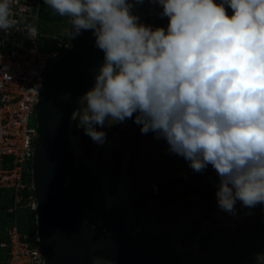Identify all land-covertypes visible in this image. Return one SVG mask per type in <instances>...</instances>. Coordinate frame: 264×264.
Instances as JSON below:
<instances>
[{"label":"clouds","instance_id":"9594fccd","mask_svg":"<svg viewBox=\"0 0 264 264\" xmlns=\"http://www.w3.org/2000/svg\"><path fill=\"white\" fill-rule=\"evenodd\" d=\"M152 2L167 27L141 23L130 0H43L68 19L71 37L91 31L103 52L72 120L102 145L98 127L134 118L194 172L211 165L221 210L264 204V0ZM15 23L9 0H0V30ZM27 32L38 35L35 26Z\"/></svg>","mask_w":264,"mask_h":264},{"label":"rangeland","instance_id":"374dc122","mask_svg":"<svg viewBox=\"0 0 264 264\" xmlns=\"http://www.w3.org/2000/svg\"><path fill=\"white\" fill-rule=\"evenodd\" d=\"M43 29L44 37L40 40L43 49L71 40L70 26L66 20ZM35 123L36 117L33 116L31 125ZM119 130L128 132L130 126L124 124ZM79 131L75 121L69 154L73 155L80 180L90 200V205L83 209V219L149 256L158 264H231L228 246L234 229L246 217L256 213L264 214V204L249 209L237 201L234 214L218 211L207 222L200 224L207 214L206 203L203 196L191 195L167 206H163V200L149 201L139 215V208L134 200L136 189L150 191L163 182L191 171L188 162L181 156L159 162L169 153L168 145L165 140L157 139L152 133L141 142L142 153L153 166L145 183L142 186L130 184L127 175L128 157L124 153L122 176L116 185L111 176L110 142L102 145L95 143L96 154L92 162H89L84 157ZM120 135L115 132V139L120 141ZM208 169L213 168L209 165ZM181 190L182 188H177L176 191ZM6 225H0L1 236L9 226Z\"/></svg>","mask_w":264,"mask_h":264},{"label":"water","instance_id":"95a60500","mask_svg":"<svg viewBox=\"0 0 264 264\" xmlns=\"http://www.w3.org/2000/svg\"><path fill=\"white\" fill-rule=\"evenodd\" d=\"M130 2L132 13L141 23L163 11L152 0ZM70 41L71 48L47 69L35 112L38 138L31 163V186L44 264H93L97 257L101 258L100 264H158L119 238L88 224L68 196L64 168L75 124L72 113L103 63V52L95 46L91 31H82Z\"/></svg>","mask_w":264,"mask_h":264},{"label":"built area","instance_id":"2783aa9c","mask_svg":"<svg viewBox=\"0 0 264 264\" xmlns=\"http://www.w3.org/2000/svg\"><path fill=\"white\" fill-rule=\"evenodd\" d=\"M41 5L42 0H9L10 19L16 23L7 32L0 30V191L13 192L8 210L12 214L22 209L37 212L32 186L25 181L31 174L38 138L37 124L31 125V118L49 65L71 48V41L41 47ZM29 26L38 29L34 40L28 37ZM27 190L33 194L26 196ZM5 236L7 241L0 244L5 258L0 264L45 263L36 233L22 232L15 220L5 229Z\"/></svg>","mask_w":264,"mask_h":264},{"label":"trees","instance_id":"16d2710c","mask_svg":"<svg viewBox=\"0 0 264 264\" xmlns=\"http://www.w3.org/2000/svg\"><path fill=\"white\" fill-rule=\"evenodd\" d=\"M62 20H66L68 22L71 31V25L68 19L54 13L53 10L49 6L45 5L42 0L40 8V31L43 32L44 27H47L50 24L59 23ZM142 23L153 27H167L168 18L153 16L147 18ZM129 120L130 119L126 122ZM121 125L122 124H117L112 129H100L98 127V130L106 132V140L103 144L107 143L110 139L112 130L116 127H120ZM134 126L138 129L140 137L143 136V138H146L152 135V133L142 134L140 126L136 123H134ZM79 137L84 157L89 162H92L96 154V148L94 146L95 142H93L89 136L84 134L82 128H80ZM140 140L141 138H137L131 141L127 138V136H123L122 142H112L111 153L113 155V164L111 169L113 170V173L120 172L122 166V151L128 147L131 149L130 171L133 174L142 173L143 167L147 165L148 161L146 158L141 156L139 145L141 142ZM175 157L179 156L168 153L166 156L162 157L159 162H165L170 158ZM134 179L135 175L132 178V183L134 182ZM25 181L29 186L31 185V174H28L25 177ZM218 182V177L213 169H206L201 173L191 170L185 174L163 182L150 191H139L136 193L134 197L139 208L138 214L140 215L144 211V205L149 201L163 200V206H167L172 202L180 199H186L191 195H199L204 197L203 199L207 208V214L200 222V224H203L208 221L211 215L215 212L223 211L218 207L215 195ZM64 183L75 210L80 216H83V209L90 205V200L80 180V175L77 171L72 154H69L66 160L64 168ZM177 188H182L181 192H177ZM31 193L33 194L32 191L27 190L25 195L27 196ZM13 199V192L11 190L3 189L0 191V225H11L16 220L22 232L27 233L30 236L35 235V213L26 209H22L16 214L9 213L8 210L13 204ZM6 241L7 239L4 232L2 236L0 235V244ZM228 247V259L231 264H256L257 254L264 253V214H254L246 217L242 222H240L233 231ZM4 258L5 255L3 254V250L0 248V263L4 260Z\"/></svg>","mask_w":264,"mask_h":264},{"label":"flooded vegetation","instance_id":"af4514ba","mask_svg":"<svg viewBox=\"0 0 264 264\" xmlns=\"http://www.w3.org/2000/svg\"><path fill=\"white\" fill-rule=\"evenodd\" d=\"M124 124H129V126H130V130L128 131V132H126V131H120L119 129H120V127L122 126V125H124ZM124 124H122L120 127H116V128H114L113 130H112V133H111V136H110V139L108 140V142H110V144H112V142H114V141H117V142H122V140H123V136H127V138L129 139V140H135V139H140L141 138V142L144 140L143 139V136L142 137H140L139 135V133H138V129H136L135 128V126H134V118L133 119H130L128 122H126V123H124ZM105 128V127H104ZM113 128V127H112ZM112 128H106V129H112ZM115 132H119V134H121L120 135V141H118V140H116L115 138H116V136H115ZM125 133V134H124ZM141 142H140V152H141V156L143 157V158H146L145 156H144V154L142 153V150H141ZM130 152H131V149L128 147V148H126V149H124L123 151H122V162H123V160H124V153H127V157H128V170H127V175L129 176V178H130V184L132 185V186H142L144 183H145V181L147 180V178H148V176L150 175V171H151V169H152V164L151 163H149V161L147 162V165H145V167H143V171H142V173H137V174H133L131 171H130ZM111 157H112V164H113V155H112V153H111ZM112 164H111V166H112ZM121 170H122V166H121ZM121 170H120V172H117V173H113V170L111 169V176L113 177V179L112 180H115V184L117 185V183H118V181H119V179H120V177L122 176V172H121ZM134 175H135V179H134V182L132 183V178L134 177ZM116 187V186H115ZM154 189V188H153ZM113 190H115V188L113 187ZM139 191H146V190H144L143 188H139V189H136V192H135V194L136 193H138ZM134 200H135V197H134ZM137 214H138V212H137ZM207 222V221H206Z\"/></svg>","mask_w":264,"mask_h":264},{"label":"crops","instance_id":"0c3cea01","mask_svg":"<svg viewBox=\"0 0 264 264\" xmlns=\"http://www.w3.org/2000/svg\"><path fill=\"white\" fill-rule=\"evenodd\" d=\"M176 158V157H175ZM208 169V168H207Z\"/></svg>","mask_w":264,"mask_h":264}]
</instances>
